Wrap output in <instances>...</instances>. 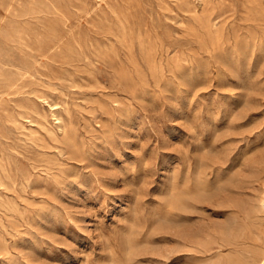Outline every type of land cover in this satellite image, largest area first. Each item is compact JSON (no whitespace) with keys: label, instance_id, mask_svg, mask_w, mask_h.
<instances>
[{"label":"rangeland","instance_id":"obj_1","mask_svg":"<svg viewBox=\"0 0 264 264\" xmlns=\"http://www.w3.org/2000/svg\"><path fill=\"white\" fill-rule=\"evenodd\" d=\"M183 1L0 0V264H264V0Z\"/></svg>","mask_w":264,"mask_h":264},{"label":"bare ground","instance_id":"obj_2","mask_svg":"<svg viewBox=\"0 0 264 264\" xmlns=\"http://www.w3.org/2000/svg\"><path fill=\"white\" fill-rule=\"evenodd\" d=\"M200 4L196 3V1L193 0H184L183 1V8L186 12L189 13L190 17L194 20V27L197 28L198 31L202 30V32L209 36L210 39L213 41V43H223L225 39V29L223 26L217 25V23L214 21V8L215 6L213 4V0H200ZM168 3V2H167ZM252 3V2H251ZM170 4V3H169ZM255 4V3H254ZM172 7V6H171ZM264 8V7H263ZM260 9V8H259ZM164 10V9H163ZM173 10H175L173 8ZM176 11V10H175ZM262 11V10H260ZM255 13V12H254ZM256 14V13H255ZM263 15V14H262ZM190 20V19H189ZM196 33V32H195ZM207 40V39H206ZM241 40V39H239ZM207 46V45H206ZM157 66V65H156ZM158 68L162 69L163 65L157 66ZM13 82V81H12ZM9 84V83H8ZM14 84V83H12ZM16 84V83H15ZM7 85V84H6ZM9 87V86H8ZM7 87V88H8ZM15 88V85L12 89ZM18 88V87H17ZM16 88V89H17ZM11 89V88H10ZM11 89V90H12ZM10 90V91H11ZM55 105V104H54ZM62 106V105H61ZM64 106V105H63ZM62 106V107H63ZM55 109V108H53ZM52 109V110H53ZM58 111V110H57ZM57 111L52 112V114L55 115L56 120L59 121L60 128L62 131L67 133V130L65 128L64 124V118L57 113ZM63 111V110H62ZM61 111V112H62ZM32 114V113H31ZM63 115V112L61 113ZM30 115V114H29ZM53 116V115H52ZM35 117V116H34ZM37 118V117H36ZM35 118V119H36ZM39 118V117H38ZM31 119V118H30ZM55 120V119H54ZM13 121V120H12ZM57 121V122H58ZM56 122V123H57ZM54 123V122H53ZM56 126V125H55ZM58 126V124H57ZM28 128V127H27ZM56 128V127H55ZM59 128V130H60ZM49 133L54 134V131L52 129H48ZM61 132V131H59ZM57 134V133H56ZM60 135V134H59ZM69 139H72L71 137H68ZM121 143V142H120ZM206 150V148H205ZM7 164V163H6ZM8 166V165H7ZM9 168V167H8ZM1 169V168H0ZM194 169V168H193ZM2 172V171H1ZM0 172V173H1ZM14 174V173H13ZM3 176V173H2ZM4 177V176H3ZM5 180V179H4ZM7 180V179H6ZM48 213V212H47ZM156 216V215H155ZM155 218V217H154ZM164 218V217H163ZM193 218V217H192ZM166 220V218H165ZM164 221V220H163ZM166 222V221H165ZM176 230V229H175ZM153 231V230H152ZM183 232H181L182 234ZM176 235V234H175ZM179 235V234H178ZM177 236V235H176ZM187 237V236H186ZM170 238V237H169ZM175 238V237H174ZM180 239V238H179ZM180 242V241H179ZM168 247V246H167ZM30 252V251H29ZM168 252V251H167ZM28 253V252H27ZM30 255V254H29Z\"/></svg>","mask_w":264,"mask_h":264}]
</instances>
